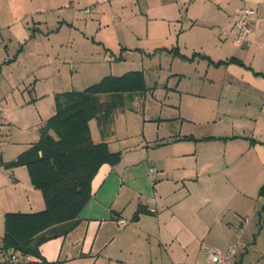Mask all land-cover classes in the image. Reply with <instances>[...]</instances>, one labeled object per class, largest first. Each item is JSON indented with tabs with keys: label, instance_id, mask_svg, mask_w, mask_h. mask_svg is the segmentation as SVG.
I'll list each match as a JSON object with an SVG mask.
<instances>
[{
	"label": "crops",
	"instance_id": "crops-1",
	"mask_svg": "<svg viewBox=\"0 0 264 264\" xmlns=\"http://www.w3.org/2000/svg\"><path fill=\"white\" fill-rule=\"evenodd\" d=\"M244 5L254 9L255 24L249 43L239 45L231 17ZM108 16L117 33L127 30L120 40L110 37L112 46L95 39L89 23ZM51 36L61 44L90 38L86 50H76L88 58H71L92 64L87 77L100 65L113 69L109 75L134 71L119 70L132 54L142 61L163 53L170 62L159 60L150 86L140 69L145 89L123 94L103 132L91 120L92 139L121 159L99 167L80 222L42 242L40 256L12 263L1 249L5 213L39 211L45 201L27 167L7 163L39 140L56 94L75 90L64 88L51 59ZM101 42L106 52L94 45ZM94 52L102 53L88 56ZM25 55H32L31 68L21 73ZM140 101L139 108L127 106ZM125 109L137 125L115 123ZM212 141L223 142L224 161H207ZM0 161L1 264H208L207 249L223 253L234 236L242 239L246 225L238 233L231 216L246 223L243 205L264 184V0H0ZM149 167L156 169L152 177ZM239 243L243 249L229 264H264V252L250 256Z\"/></svg>",
	"mask_w": 264,
	"mask_h": 264
},
{
	"label": "trees",
	"instance_id": "trees-1",
	"mask_svg": "<svg viewBox=\"0 0 264 264\" xmlns=\"http://www.w3.org/2000/svg\"><path fill=\"white\" fill-rule=\"evenodd\" d=\"M143 89V73L134 70L104 76L82 90L56 94L55 113L40 128L39 140L7 163L25 165L45 201L39 211L5 213L1 249L8 252L9 261L12 254L40 256L41 243L51 238L45 234L50 227L79 218L91 198V182L99 167L121 159V153L112 151L106 142L92 139L90 122L95 119L103 132L114 109L123 105V94ZM101 95L107 98L102 100ZM259 193L264 195V184Z\"/></svg>",
	"mask_w": 264,
	"mask_h": 264
},
{
	"label": "rangeland",
	"instance_id": "rangeland-1",
	"mask_svg": "<svg viewBox=\"0 0 264 264\" xmlns=\"http://www.w3.org/2000/svg\"><path fill=\"white\" fill-rule=\"evenodd\" d=\"M82 16H86V14H84V9H82V11H80ZM55 14H53L51 12V16H53ZM88 19H90V16H87ZM115 19V18H114ZM112 17H106L103 18V24H98L97 20H93L89 23L93 24V34L95 36V39H105L110 46H112V41H110V37H114L115 39H119L120 40V36L121 34H123L125 31L127 30H120V33H117V30L112 28L113 24H116ZM32 26V25H31ZM100 26V30L99 32L96 34L95 29ZM65 27V26H64ZM66 33H71L72 30H70L69 28H64V30ZM78 32V31H77ZM73 33V32H72ZM75 33V32H74ZM91 33V34H92ZM119 35V36H118ZM130 35V34H128ZM91 42L90 38L87 39L86 37H84L80 42H77L75 40L74 45L73 43H70L69 40H66L64 42V44H61L58 38H55L54 36H51V42L54 46L51 47V55L53 61H54V65L59 64V75L60 77L63 79V81L66 83L65 85V89H71L74 88L75 90H82V88H84L86 82H89L91 80H94L98 77H102L109 75V73H113V69H111L108 65H100V70L98 72V75L96 76V74L94 76H90L87 77L85 72H86V68L89 65H92L89 62H83V63H77L76 61H71V58H73L75 60V58H77L76 60H86L87 54H85L86 51H80L77 53L76 50H86V47L89 46V42ZM59 42V43H57ZM55 43H57V45H54ZM92 43V42H91ZM46 46L49 47V43L46 42L45 44ZM97 45L101 48V50L105 51L104 49V44L101 42V44H94ZM56 47V48H55ZM106 52V51H105ZM100 53H90L88 54V56H96ZM34 55V54H33ZM133 56L129 57L128 60L124 61L119 70H124V69H128L131 67H135L136 69H132V70H140L141 68L143 69L145 76L147 78V85H151L152 84V80L156 78V71L155 68L158 65V62L160 59H162V62L164 61L165 64H163V66L168 67L169 65V59L166 60L164 59V56H167V54H163V53H155V55L152 56H144L142 55L143 60L141 61L140 56H135V54H132ZM162 55V56H159ZM32 56V55H30ZM30 56L25 55V57H22L21 59V63H20V71L21 73H23L25 71V69H22V67H28L31 68V59ZM102 56V55H101ZM107 56H109L107 54ZM147 57V58H146ZM87 64V65H84ZM72 71V72H71ZM56 72V71H54ZM73 74V75H72ZM92 77V78H91ZM96 82V81H95ZM93 84V83H91ZM90 85V84H89ZM87 85V86H89ZM50 88H54L51 87ZM60 88V87H59ZM143 92V91H141ZM107 98L106 95H101L102 100H105ZM150 105H154L155 102L153 100H150L148 102ZM127 104V103H125ZM141 104H143V102H129L127 104L128 108L129 107H136L139 108V106H142ZM130 112L128 110H124L122 113L118 114L116 119H115V123L120 125V126H124V125H131V126H135L137 125V121L138 119H132L129 118ZM148 124H146V128H151L150 126H148ZM184 126L187 127H192L193 124H190L188 122L183 123ZM203 129V128H202ZM202 129H199V132H201ZM222 144L223 142L221 141H212L209 142L207 145V155H213V158L209 159L207 158V161H224L221 158V153H222ZM218 154V155H217ZM220 154V155H219ZM228 155V153H227ZM260 188V187H259ZM245 206V208L243 209V215H246L248 219V221H244L246 223H243L242 225L239 223L240 217L243 218L242 216L233 214V217L230 215V213H228L227 218H229V216H231V218L234 219V227L236 230H239L240 227H242L244 224L246 225L245 227V233L242 237V239L240 240V235H236L233 237V239H231L230 243H236L237 241L241 242L243 244V246H248L249 248V255L252 256H260L262 254V252H264V229H262V225H264V195H261L259 193V189H258V193L254 194V197L252 199H247L246 203L243 205ZM260 221V222H259ZM238 233H240V230L238 231ZM217 235V232H213L211 234V237H214ZM208 244V243H207ZM213 249V248H211ZM243 248H238L236 247L237 253L236 255H239V251H241ZM216 250V249H213ZM218 251V250H216ZM220 252V251H219ZM236 252V251H235ZM222 253V252H221ZM235 254V253H234ZM233 254V255H234ZM235 255V256H236ZM235 256H233V259L235 258Z\"/></svg>",
	"mask_w": 264,
	"mask_h": 264
},
{
	"label": "built area",
	"instance_id": "built-area-1",
	"mask_svg": "<svg viewBox=\"0 0 264 264\" xmlns=\"http://www.w3.org/2000/svg\"><path fill=\"white\" fill-rule=\"evenodd\" d=\"M86 12H90V9H86ZM254 9L248 5L240 7L234 15L231 17L232 26L236 29L235 42L239 45H245L249 43L250 34L254 30V19L252 14ZM1 167V161H0ZM156 172L155 167H149L148 174L152 177ZM120 225L126 224V220L123 218L118 219ZM239 242L230 243L227 246L225 252L221 253L213 249H207V261L208 264H229L231 262V257L236 251V247L239 246ZM11 261L14 263L20 262V256L17 254L11 255Z\"/></svg>",
	"mask_w": 264,
	"mask_h": 264
},
{
	"label": "water",
	"instance_id": "water-1",
	"mask_svg": "<svg viewBox=\"0 0 264 264\" xmlns=\"http://www.w3.org/2000/svg\"><path fill=\"white\" fill-rule=\"evenodd\" d=\"M80 222L79 218H74L66 220L60 223H57L50 227L46 232V236L54 237L58 235H64L70 232L78 223Z\"/></svg>",
	"mask_w": 264,
	"mask_h": 264
}]
</instances>
